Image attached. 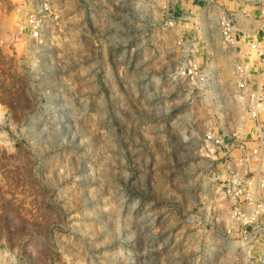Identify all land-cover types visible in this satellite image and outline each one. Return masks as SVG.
Instances as JSON below:
<instances>
[{"label":"rangeland","instance_id":"1","mask_svg":"<svg viewBox=\"0 0 264 264\" xmlns=\"http://www.w3.org/2000/svg\"><path fill=\"white\" fill-rule=\"evenodd\" d=\"M40 1L0 9V264H264L225 185L254 139L235 66L258 6Z\"/></svg>","mask_w":264,"mask_h":264},{"label":"built area","instance_id":"2","mask_svg":"<svg viewBox=\"0 0 264 264\" xmlns=\"http://www.w3.org/2000/svg\"><path fill=\"white\" fill-rule=\"evenodd\" d=\"M245 4L257 5L259 22L264 31V0H239ZM42 8L45 2L41 0ZM2 0H0V9ZM221 34L231 45L236 44L232 18H223ZM40 13L32 11L29 24L33 36L41 32ZM236 93L245 107V112L254 128L251 145L237 144V153L226 158V193L233 203V217L241 226L261 224L264 230V38L254 36L247 43V51L235 66ZM205 141L221 148L224 138L217 132L208 131ZM240 147V148H239ZM236 149V148H235Z\"/></svg>","mask_w":264,"mask_h":264},{"label":"crops","instance_id":"3","mask_svg":"<svg viewBox=\"0 0 264 264\" xmlns=\"http://www.w3.org/2000/svg\"><path fill=\"white\" fill-rule=\"evenodd\" d=\"M6 1V4H9L11 3V1H14V0H5ZM13 4H16L15 2H13Z\"/></svg>","mask_w":264,"mask_h":264},{"label":"bare ground","instance_id":"4","mask_svg":"<svg viewBox=\"0 0 264 264\" xmlns=\"http://www.w3.org/2000/svg\"><path fill=\"white\" fill-rule=\"evenodd\" d=\"M228 209V208H227Z\"/></svg>","mask_w":264,"mask_h":264}]
</instances>
